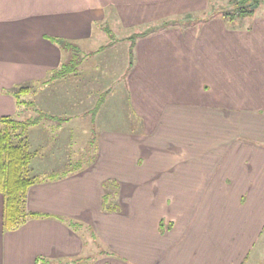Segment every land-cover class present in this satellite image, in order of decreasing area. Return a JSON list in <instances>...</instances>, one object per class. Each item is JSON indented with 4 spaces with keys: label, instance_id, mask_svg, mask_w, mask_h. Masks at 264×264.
Listing matches in <instances>:
<instances>
[{
    "label": "crops",
    "instance_id": "1",
    "mask_svg": "<svg viewBox=\"0 0 264 264\" xmlns=\"http://www.w3.org/2000/svg\"><path fill=\"white\" fill-rule=\"evenodd\" d=\"M232 3L0 0V117L17 113L11 90L31 81L36 112L78 134L90 112L99 120L108 92L88 83L112 63L101 46L80 50L84 61L73 55L69 68L63 47L105 28L164 25L123 62L145 130L97 131L93 157L74 170L30 168L26 210L38 215L14 228L0 191V264H264V0L238 18L223 12ZM60 66L57 79L72 76V89L54 103ZM232 79L242 96L218 101L216 86ZM90 93L99 96L89 108Z\"/></svg>",
    "mask_w": 264,
    "mask_h": 264
},
{
    "label": "rangeland",
    "instance_id": "2",
    "mask_svg": "<svg viewBox=\"0 0 264 264\" xmlns=\"http://www.w3.org/2000/svg\"><path fill=\"white\" fill-rule=\"evenodd\" d=\"M238 5L239 4L236 2L234 3L233 0V3L230 5L231 8L228 6V9H226V7L221 8L223 9V12H226L230 17L238 18L246 12V8L237 11ZM104 27H106V25H104ZM145 29L146 28L144 26L130 29L125 28V30L122 28L119 29L117 27L112 28V30L105 28L104 30L94 32L95 37L86 43L84 42V44L81 42H72L67 43L66 47H63V59L67 60V65L69 68L72 67L71 63L69 62L73 60V55H78L82 60L85 57V54H79L80 50H93L94 48L101 46L107 49V51L104 53L109 54L112 63H108L107 59L104 60L105 62L102 64V67H99V74L93 75L95 77L92 78V84H94L92 85L93 87L89 86L91 84L88 83L89 79L87 81V78H91V75H89L90 71L95 70L102 55L95 54L94 56L87 58V61L84 63L90 68V71H87L89 73H85L83 79H81V81L83 80L82 83H88L87 90L90 92L93 91V88L98 90V88H96L97 86H94L95 83H99V86H104L103 88H107L108 92L107 94H100H103L102 96L106 98V101L99 113V120L94 122V113L90 112L88 118L86 119L87 128L86 126L81 128V132H79V134L75 131H72L71 128L69 130V127H65L64 125L60 127L61 123L56 120H51V118H49L50 116L43 115L41 112H36L37 105L34 103L33 99L35 98V90H37L39 86L38 83L33 84L31 81H26L25 83L12 88L11 91L13 96L15 91L21 92L19 97V101L21 103H18L16 100L18 111L13 116L19 120H25L33 117L37 118L38 120H40L42 117L45 118L43 120L44 122H41L40 127L38 126L32 128L33 126H31L26 133V142L28 143L29 151L33 154V161H31L32 164L30 167L33 171V175H38L39 173L37 171H47L45 168L50 169L49 171L52 172H63L68 169H77V167H80L82 163H88L90 158L93 157L95 146H97V142H94L98 141V137L102 129L105 131L109 130L111 132H118L128 135L133 133L142 134L141 132L145 130L142 125L144 121L142 118L135 115L133 106L130 102L129 94H127L128 90L125 84V70L127 67L125 64L127 52L130 50V46L135 40L137 42V40L144 38V36L138 37L133 41L135 34L142 33L145 31ZM63 72L64 68L60 66L54 71L53 74H51L53 81L56 83L55 88H57L55 90H57L56 93L58 94H56V99H52L54 100V103L57 101H63L64 103L67 102L69 95L64 92L67 89L68 91L72 89V85L70 83L71 80H73L72 76L67 75L64 79H57V76L64 74ZM68 78H71L70 82ZM235 79L240 80V78ZM235 79L231 80L228 88L227 86H222L225 89H220L219 85L216 86V96L218 101L224 100V98L238 99L242 96V89ZM75 82L76 81H73L72 84H75ZM79 86L80 85H78V87ZM24 87L26 89L22 91ZM81 87V90H86V88ZM243 96L245 97V95ZM246 96L249 97L250 94L247 92ZM88 97L89 100H86L87 98L83 97V101L84 103H89L88 107L90 108L94 105L92 99L95 97V95L92 96L90 93V96ZM97 98H94V101ZM98 122L100 123L98 124ZM41 125H43V127H41ZM45 125H47V127ZM97 131H99V134L96 136ZM37 155H39V157H37ZM80 155L81 158H83L79 161L77 158ZM261 244L264 245V238L262 239ZM261 244L260 246L263 247Z\"/></svg>",
    "mask_w": 264,
    "mask_h": 264
},
{
    "label": "trees",
    "instance_id": "3",
    "mask_svg": "<svg viewBox=\"0 0 264 264\" xmlns=\"http://www.w3.org/2000/svg\"><path fill=\"white\" fill-rule=\"evenodd\" d=\"M236 3L239 4L238 10L246 8L245 11L251 12L258 0L252 3L236 0ZM225 15H227L226 12ZM166 25L167 23H165ZM163 26H153L142 33H137L133 41L138 37L153 33ZM135 42L136 40L130 47L131 64L133 63ZM66 68L64 67L63 73L67 70ZM25 89L24 87L22 91ZM13 94L18 103H21L19 101L21 92L15 91ZM37 121L38 119L34 117L25 120H19L13 115L0 117V191L5 196L4 225L8 229L18 226L28 216L38 215L26 210L28 189L37 181V178L31 177L29 174L33 154L29 151L26 133Z\"/></svg>",
    "mask_w": 264,
    "mask_h": 264
},
{
    "label": "built area",
    "instance_id": "4",
    "mask_svg": "<svg viewBox=\"0 0 264 264\" xmlns=\"http://www.w3.org/2000/svg\"><path fill=\"white\" fill-rule=\"evenodd\" d=\"M239 1H244L245 3H248V2H249V3H252V2H254L255 0H239ZM237 7H238V6H237ZM240 10H241V9H240ZM240 10L237 9V11H240Z\"/></svg>",
    "mask_w": 264,
    "mask_h": 264
}]
</instances>
